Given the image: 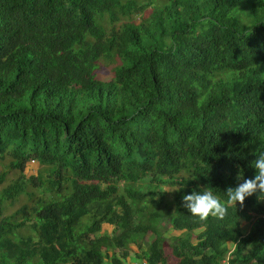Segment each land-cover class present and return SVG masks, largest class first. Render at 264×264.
Masks as SVG:
<instances>
[{
  "label": "trees",
  "instance_id": "1",
  "mask_svg": "<svg viewBox=\"0 0 264 264\" xmlns=\"http://www.w3.org/2000/svg\"><path fill=\"white\" fill-rule=\"evenodd\" d=\"M261 151L264 0H0V264H264V192L226 193ZM193 190L226 213L194 216Z\"/></svg>",
  "mask_w": 264,
  "mask_h": 264
},
{
  "label": "rangeland",
  "instance_id": "2",
  "mask_svg": "<svg viewBox=\"0 0 264 264\" xmlns=\"http://www.w3.org/2000/svg\"><path fill=\"white\" fill-rule=\"evenodd\" d=\"M140 21H141V18L140 17L137 18V22H140ZM115 65H116V61L115 60H108L107 59L105 61H102L100 66H99V68H98V72L102 76H108V75H110L112 73ZM11 158H12L11 156H8L5 160H3V159L0 160V170H3V169L8 167L9 161L11 160ZM41 167L42 166L39 164L38 161H36L34 159H30L27 162V164H26V166L24 168V174L27 177L32 176V175H36V174H38V171L41 170ZM17 172L18 171L11 172L10 176H15L16 174H18ZM44 173H45V175L47 174V170L46 169L44 170ZM175 189L176 188L173 187V186H167V185L161 186L159 188V192L156 194V198L157 199L161 198L162 202L159 205L150 204V207H149V212L150 211H154L155 209H157L163 214V216H161V218H160V220L158 221L157 224L160 225V228H158L159 234H161V235H163V236H165L167 238L166 242H165V246L166 247L169 244V242L172 241L171 237H168V236H170L171 234L180 233V231H175V230H173L171 228V225H170V222H169V215L166 214L168 212V210H165V208L167 207L169 209V212H170V211H173L174 208H175V203H174V200H173V194H174ZM26 202H28L30 205L33 204V202L28 200L26 196H23L14 206H12L10 208L9 212L13 211L16 208H19L20 206H22ZM164 205H166V206H164ZM148 216H149V213H147V215L145 216L143 222H149ZM253 221H254V218L252 220H250V221L242 220V228L246 232H248L251 229ZM107 227H108V225H105V229H103V231H105L107 229ZM110 229H112L111 225H110ZM22 231L27 233V234H29L28 228L24 229ZM149 238H150V236H147V239L151 240ZM131 246L132 247H128L127 248L128 252H129V259H130V257H132L133 258L132 261H135V260H137V258L135 257L136 256L135 253L137 251L135 249L136 246L134 244H131ZM116 251H117V253L119 255H121L122 250L116 249ZM166 255L169 258L168 260H169L170 263H174L175 262L174 256L170 253L169 248L166 249ZM124 260H126V259H124ZM126 261H128V260H126ZM106 264H111V263L106 262ZM225 264H227V262Z\"/></svg>",
  "mask_w": 264,
  "mask_h": 264
},
{
  "label": "clouds",
  "instance_id": "3",
  "mask_svg": "<svg viewBox=\"0 0 264 264\" xmlns=\"http://www.w3.org/2000/svg\"><path fill=\"white\" fill-rule=\"evenodd\" d=\"M253 165L257 170L254 177L243 180L235 187H228L226 191L228 203L239 201L242 204L246 196H250L255 192H264V151L257 153ZM183 201L185 207L201 220L206 219L210 214L212 216H223L227 211L226 205L212 191L208 190H193L185 193ZM129 262H132V260H129L127 264Z\"/></svg>",
  "mask_w": 264,
  "mask_h": 264
},
{
  "label": "built area",
  "instance_id": "4",
  "mask_svg": "<svg viewBox=\"0 0 264 264\" xmlns=\"http://www.w3.org/2000/svg\"><path fill=\"white\" fill-rule=\"evenodd\" d=\"M128 264H151L149 261L147 260H137V261H132V262H129Z\"/></svg>",
  "mask_w": 264,
  "mask_h": 264
},
{
  "label": "crops",
  "instance_id": "5",
  "mask_svg": "<svg viewBox=\"0 0 264 264\" xmlns=\"http://www.w3.org/2000/svg\"><path fill=\"white\" fill-rule=\"evenodd\" d=\"M130 259L132 260V257Z\"/></svg>",
  "mask_w": 264,
  "mask_h": 264
}]
</instances>
